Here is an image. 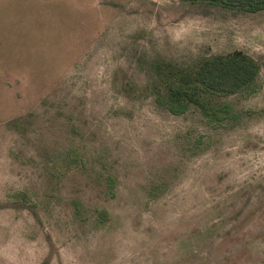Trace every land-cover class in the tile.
<instances>
[{"label":"rangeland","instance_id":"obj_1","mask_svg":"<svg viewBox=\"0 0 264 264\" xmlns=\"http://www.w3.org/2000/svg\"><path fill=\"white\" fill-rule=\"evenodd\" d=\"M259 66L175 115L154 64ZM0 264H264V10L0 0Z\"/></svg>","mask_w":264,"mask_h":264},{"label":"trees","instance_id":"obj_2","mask_svg":"<svg viewBox=\"0 0 264 264\" xmlns=\"http://www.w3.org/2000/svg\"><path fill=\"white\" fill-rule=\"evenodd\" d=\"M245 12L264 10V0H182ZM154 96L175 115L196 107L203 114L227 112V105L212 106L215 98L252 89L260 66L251 56L234 50L200 59L195 64L155 63Z\"/></svg>","mask_w":264,"mask_h":264}]
</instances>
